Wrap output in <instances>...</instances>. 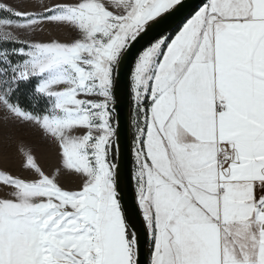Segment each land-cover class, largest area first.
<instances>
[{"label": "snow or ice", "instance_id": "1", "mask_svg": "<svg viewBox=\"0 0 264 264\" xmlns=\"http://www.w3.org/2000/svg\"><path fill=\"white\" fill-rule=\"evenodd\" d=\"M0 127V264H264V0H0Z\"/></svg>", "mask_w": 264, "mask_h": 264}, {"label": "rangeland", "instance_id": "2", "mask_svg": "<svg viewBox=\"0 0 264 264\" xmlns=\"http://www.w3.org/2000/svg\"><path fill=\"white\" fill-rule=\"evenodd\" d=\"M5 2L18 4L21 2V0H5ZM25 6H30L31 4L35 3L36 0H23ZM47 2V0H46ZM42 38H49L47 35V29H45V32L42 34ZM64 38V37H61ZM0 131H2V127H0ZM18 139H22L25 146L32 147L36 151V154L42 164L45 163L46 160H48V154H47V148L46 145L43 144L40 140L38 135L25 133L20 136H18ZM18 145L13 144L11 148H9L7 154L4 151L3 147V141L2 136H0V166H3V161L5 159V155L10 160V164L8 165L9 169L14 173L17 174L20 172V169L18 167L20 156L18 154ZM50 164V161H49ZM24 175H27V173H22ZM3 192V187L0 186V194Z\"/></svg>", "mask_w": 264, "mask_h": 264}, {"label": "water", "instance_id": "3", "mask_svg": "<svg viewBox=\"0 0 264 264\" xmlns=\"http://www.w3.org/2000/svg\"><path fill=\"white\" fill-rule=\"evenodd\" d=\"M117 95V111L118 118L121 121L122 131L123 129L127 130V119L129 114V103L127 97L124 95V81L121 79L120 83L117 85L116 89ZM128 135L130 136V131H128Z\"/></svg>", "mask_w": 264, "mask_h": 264}]
</instances>
